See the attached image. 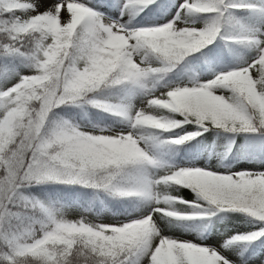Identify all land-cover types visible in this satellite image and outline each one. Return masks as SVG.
I'll return each instance as SVG.
<instances>
[{"label": "snow or ice", "instance_id": "obj_1", "mask_svg": "<svg viewBox=\"0 0 264 264\" xmlns=\"http://www.w3.org/2000/svg\"><path fill=\"white\" fill-rule=\"evenodd\" d=\"M0 264H264V0H0Z\"/></svg>", "mask_w": 264, "mask_h": 264}, {"label": "rangeland", "instance_id": "obj_2", "mask_svg": "<svg viewBox=\"0 0 264 264\" xmlns=\"http://www.w3.org/2000/svg\"><path fill=\"white\" fill-rule=\"evenodd\" d=\"M186 238L191 239L192 237L191 236H187Z\"/></svg>", "mask_w": 264, "mask_h": 264}]
</instances>
